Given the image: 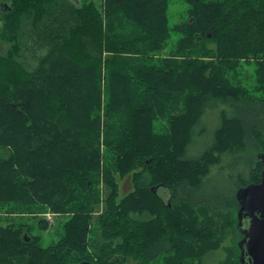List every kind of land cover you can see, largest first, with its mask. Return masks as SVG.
I'll use <instances>...</instances> for the list:
<instances>
[{
    "label": "trees",
    "instance_id": "16d2710c",
    "mask_svg": "<svg viewBox=\"0 0 264 264\" xmlns=\"http://www.w3.org/2000/svg\"><path fill=\"white\" fill-rule=\"evenodd\" d=\"M186 2L187 19L171 28L167 0H103L100 6L87 0H11V6H1H7L0 8L7 23L0 45L7 49L0 46V214L7 215V224L0 227V264H112L105 260L116 251L153 260L169 249L183 264L188 251L200 258L209 240L222 233L198 214L211 211L205 222L227 220L226 225L232 210L237 212L235 195L223 202L199 196L200 177L215 151L251 145L264 152V123L258 119L264 114V0ZM171 30L183 39L170 59L155 61L149 55L164 47ZM249 59L257 66L254 90L261 97L256 115L244 106L248 90L225 78ZM211 99L239 106L232 116L220 113L213 141L200 156L186 158ZM170 108V139H159L152 132L154 115ZM101 143L116 162L101 154ZM248 166L242 187L259 181L261 164L256 159ZM124 176H132L136 186L118 198L117 178ZM161 188L171 192L167 204L157 194ZM99 204L102 212L91 228ZM46 211L71 217L65 234L45 247L40 235L17 226L21 219L9 217L35 218ZM162 213L164 228L157 220ZM37 223L46 230L45 221ZM95 229L102 263L82 253ZM160 229L168 247L159 235L161 242L145 248Z\"/></svg>",
    "mask_w": 264,
    "mask_h": 264
},
{
    "label": "rangeland",
    "instance_id": "374dc122",
    "mask_svg": "<svg viewBox=\"0 0 264 264\" xmlns=\"http://www.w3.org/2000/svg\"><path fill=\"white\" fill-rule=\"evenodd\" d=\"M76 5H81L84 0H70ZM93 2L95 5L100 6L103 3V0H87ZM3 4L11 6V0H0V8ZM187 8L186 0H167V10L166 18L168 27H173V25L182 23L185 21L186 15L185 10ZM7 21L0 20V35L3 31L4 26ZM138 33L135 34V36ZM183 39L182 34L179 31H170L169 38L165 42L164 47L161 50L151 53L149 56L155 61L158 60H168L170 59L171 53L173 50L178 48L180 41ZM1 46V45H0ZM209 48H212L211 44H208ZM2 49H7V46H1ZM202 60H210L209 57H203ZM256 63L252 59L241 60L238 67H235L234 70L225 74V78L232 85H238L244 90H248L250 93V98L243 99L244 102H248L247 105H244L250 109V113L257 114V111L262 107L259 105L261 97L255 92L254 86L257 85V80L254 78V73L256 72ZM102 84L100 88V97H101V107L103 109V104L106 99L105 91V79L102 76ZM234 101L229 100L227 102H221V100L211 99L207 102L208 106L204 110V114L201 117L199 124L196 126L190 145L188 146L185 157H194L198 156L206 147H208L213 141V132L217 128L219 123L220 113L223 112L226 116L234 115L233 111L237 109L239 105L233 106ZM104 111V110H103ZM175 111L171 108L167 111H157L154 115L156 117L152 123V132L157 134L156 137L162 139V137H167L170 139V127L168 126L167 118L171 114H174ZM262 113V112H261ZM260 123H264V114L258 116ZM102 135V134H101ZM263 146V142L261 147ZM239 151L226 150L215 151L212 153V158L215 160L211 163H208L205 167V174L200 177V182L202 181V188L199 192V196L207 198L212 202L221 201L227 196L235 195V193L242 188L243 180L240 179L248 177V164H254L258 155L261 153L257 151L258 149L247 145L246 149H242L239 145H235ZM101 154H106L108 159L112 162H116L117 158L112 156L111 153L106 152L107 149L102 143L100 144ZM264 148V146H263ZM258 153H257V152ZM200 156V155H199ZM103 164V163H102ZM110 164V163H105ZM247 164V165H246ZM239 169V170H237ZM261 171V170H260ZM260 171L255 179L259 178L260 180ZM144 179L148 177L147 172H143ZM248 179V178H246ZM118 185V198L123 197L128 192L132 191L136 184H134V179L131 176H124L122 178H117ZM140 183V181H138ZM259 182V181H257ZM250 184V183H249ZM248 185V184H247ZM246 186V185H245ZM98 188L100 189V199L101 201L104 198V186L102 181H100ZM157 194L161 197L162 201L167 204L170 202L171 192L169 189H159ZM197 194V193H196ZM102 203V202H101ZM103 204H99L98 208L93 212V219L91 228L94 227V220L97 215L102 212ZM194 208V207H193ZM200 206L195 207L199 209ZM230 211L231 209L228 208ZM233 216L230 217V220L225 225L224 221H210L207 222L203 220L202 217L210 216L211 211L206 213L198 214L200 221L204 222L205 225H210L212 223L213 231L222 232L221 234H216L211 240H209V248L206 250L205 254L198 258L195 251H188V258H184L183 264H240L239 262V250L238 242L242 239V234L237 231V216L234 210H232ZM3 215L0 214V227H5L6 222L2 220ZM10 218L21 219V224L17 225L22 226L21 228H29L30 235H40L42 238L41 246L45 247L49 243L56 241L59 234H65L63 231V225L66 221L69 220L71 215H57L50 211L45 213H38L35 218L29 215H19L12 214L9 215ZM167 215L162 213V217L157 218V220H162V228L165 227V220ZM43 220L47 223L46 230L40 229L37 221ZM30 236L28 233H22V236ZM159 235H162V246L168 247L166 242V236L164 229H160L158 236H155L152 241L146 239L144 247L148 248L153 244L161 242L159 240ZM168 236V235H167ZM19 237V235H17ZM177 239V238H176ZM102 238L100 236L99 230L95 229L94 232L88 234L86 238L85 247L82 253H86L88 259L92 262L102 263V260L99 258L102 250ZM188 242V241H187ZM203 244V243H202ZM142 245L139 248H144ZM144 248V249H145ZM175 250H167V252L159 255L153 260H149L146 256L134 254H124L123 252H113L110 257H106L105 262H113L112 264H178L176 259ZM238 260V261H237Z\"/></svg>",
    "mask_w": 264,
    "mask_h": 264
},
{
    "label": "water",
    "instance_id": "95a60500",
    "mask_svg": "<svg viewBox=\"0 0 264 264\" xmlns=\"http://www.w3.org/2000/svg\"><path fill=\"white\" fill-rule=\"evenodd\" d=\"M1 9L5 11L7 6ZM257 161L261 164L259 182L250 183L235 194L237 229L242 234L238 242L241 264H264V152L258 155ZM78 264L92 263L84 261Z\"/></svg>",
    "mask_w": 264,
    "mask_h": 264
}]
</instances>
